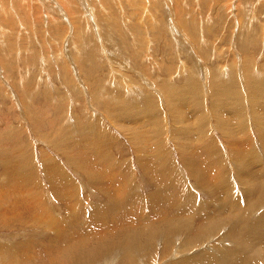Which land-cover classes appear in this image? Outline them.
I'll list each match as a JSON object with an SVG mask.
<instances>
[{"label": "rangeland", "instance_id": "obj_1", "mask_svg": "<svg viewBox=\"0 0 264 264\" xmlns=\"http://www.w3.org/2000/svg\"><path fill=\"white\" fill-rule=\"evenodd\" d=\"M263 142L264 0H0V264H264Z\"/></svg>", "mask_w": 264, "mask_h": 264}, {"label": "bare ground", "instance_id": "obj_2", "mask_svg": "<svg viewBox=\"0 0 264 264\" xmlns=\"http://www.w3.org/2000/svg\"><path fill=\"white\" fill-rule=\"evenodd\" d=\"M249 74V73H248ZM215 76V75H214ZM214 76H212L213 78H214ZM216 77V76H215ZM220 77H222V76H220ZM220 77H216L217 78V80L219 81L220 80V82H222L223 80H221V79H219ZM224 78H225V76H223ZM230 77V76H229ZM190 78V77H189ZM231 79V78H230ZM189 80V79H188ZM211 80H212V82L215 80V78L214 79H212L211 78ZM216 80V83L218 82ZM210 81V80H209ZM212 82H211V84H210V86H211V89H212V93L214 94V95H217V90H221V88L220 89H218V85L215 83V81H214V85L212 84ZM220 82H218V83H220ZM253 82V81H252ZM193 83V82H192ZM191 83V84H192ZM223 83V82H222ZM225 83V82H224ZM226 84V83H225ZM257 84V83H256ZM193 85V84H192ZM222 85H224V84H222ZM222 85H221V87H222ZM250 85V84H249ZM207 86V85H206ZM254 86V85H253ZM250 87H251V89H252V85H250ZM232 89V88H231ZM248 89H249V87H248ZM142 90V89H141ZM248 91V90H247ZM249 91H250V89H249ZM168 93V92H167ZM223 94V93H222ZM227 94V93H226ZM138 95V94H137ZM134 96V95H133ZM211 96H213L212 94H211ZM218 96V95H217ZM236 96V94L234 95V99H236L237 100V98L235 97ZM250 96V95H249ZM216 97V96H215ZM238 97V96H237ZM213 98V97H212ZM211 98V99H212ZM224 98V97H223ZM260 98V97H259ZM221 99V98H220ZM226 99V98H225ZM229 99H231V98H229ZM240 99V98H239ZM256 99H258V98H256ZM228 100V99H227ZM143 101V100H142ZM141 101V102H142ZM146 101V100H145ZM218 101V100H217ZM223 101V100H222ZM147 102V101H146ZM235 108L236 109H240L239 111H240V113L242 114V110H241V106H240V103H237L236 101H235ZM248 103H249V101H248ZM136 104V103H135ZM138 104V103H137ZM145 104V103H144ZM215 104V103H214ZM227 104L229 105V102H227ZM142 105V104H141ZM216 105V104H215ZM140 106V105H139ZM217 106V105H216ZM227 106V105H226ZM243 106V105H242ZM228 107V106H227ZM150 108V107H149ZM215 108V110H216V107H214ZM254 108V107H253ZM220 110V109H219ZM225 110V109H224ZM232 111V110H231ZM195 112V111H194ZM198 112V111H197ZM221 112V111H220ZM225 112H227V111H225ZM238 112V111H237ZM252 112V111H251ZM256 112V111H255ZM132 113V112H131ZM137 113V112H136ZM201 113H203V111L201 112ZM222 113V112H221ZM231 113L232 112H227L226 113V115H227V118L228 119H232V121H233V123L236 121V119L234 118L235 116L234 115H231ZM233 114V113H232ZM244 114V113H243ZM137 115V114H136ZM199 115H200V112H199ZM206 115V114H205ZM222 115L223 116H225V118H226V115L224 114V113H222ZM177 116V115H176ZM136 117V116H135ZM202 117H203V114H202ZM201 116L198 118V120L200 119V118H202ZM221 117V116H220ZM238 117V116H237ZM236 117V118H237ZM239 117H241V116H239ZM247 117V116H246ZM256 117H257V115H256ZM204 118V117H203ZM242 118H243V115H242ZM255 118V117H254ZM239 119V118H238ZM252 118H250V124L252 125V120H251ZM255 119H257V118H255ZM216 123L218 124L219 123V121L220 120H218V118H216ZM245 120V119H244ZM241 121H242V119L239 121L240 123H241ZM222 122H223V120H222ZM225 122V121H224ZM237 125V124H236ZM215 127V126H214ZM236 127H238V126H236ZM86 130V129H85ZM181 130H183V129H181ZM180 132H178V134H179ZM208 133H209V131H208ZM258 133H260V132H258ZM200 134H201V132H200ZM207 134V133H206ZM222 134H224V133H222ZM226 134V133H225ZM210 135V134H209ZM262 135V134H261ZM223 136H225V135H223ZM232 136V135H231ZM259 136H260V134H259ZM213 137V136H212ZM262 137V136H261ZM260 137V138H261ZM196 138L199 140L200 139V135L198 134V136H196ZM226 138V137H225ZM260 138H258V139H260ZM203 139V138H202ZM207 139V138H206ZM187 140V139H186ZM211 140V139H210ZM206 141V140H205ZM205 141H203V142H201V144H200V146H201V148L207 153V154H212L213 152H214V148H213V146H207L206 145V143H208V142H205ZM230 142V141H229ZM242 142V141H241ZM225 143V142H224ZM233 143V142H232ZM264 143V142H263ZM179 144V143H178ZM253 145V144H252ZM264 147V146H263ZM200 148V149H201ZM216 149V148H215ZM212 150H213V152H212ZM254 150V149H253ZM264 150V149H263ZM262 150V151H263ZM230 152V151H229ZM249 150H246V151H243V157H242V160L243 161H246L247 162V159L248 158H251V157H253L254 158V161H258L257 159H256V155L254 156H251V153L249 154ZM234 153V152H233ZM231 154V153H230ZM235 154V153H234ZM262 154H263V158H261V159H263V162L261 163V167L260 168H256V169H253L252 171L249 169V168H247L244 164H242V167H240L239 165V167H235V168H233L234 170H235V174L241 179V180H246L247 181V178H248V175H247V178L246 177H243L242 175H243V173H245V171H247V172H250L249 174H250V177H251V180H252V176L254 175V177L255 176H257V177H260V176H258L257 175V173H258V171H262V164L264 163V152H262ZM238 155V154H237ZM236 155V156H237ZM239 156H240V154H239ZM257 156H258V154H257ZM223 157V156H222ZM219 159V158H218ZM235 159V161H234V164H238V159L237 158H234ZM220 160V159H219ZM240 160V159H239ZM261 161V160H260ZM221 162V161H220ZM156 163V162H155ZM233 163V161H231V164ZM249 164L251 165L252 164V162H249ZM173 166V165H172ZM122 167V166H121ZM169 168H170V166H169ZM171 169V168H170ZM157 170V169H156ZM49 174V173H48ZM54 174V173H53ZM164 176V175H163ZM263 176H264V174H263ZM159 179V178H158ZM200 179V178H199ZM249 179V178H248ZM256 180H257V178H256ZM258 180H260V179H258ZM244 183V182H243ZM263 183H264V179L262 178L261 179V181L258 183V182H256L255 184L256 185H259L260 187H262V185H263ZM253 182L251 181V183H250V185H248V186H246V187H244L243 189H244V191L245 192H242V193H244L243 195L245 196V195H247V199H248V201H249V197H250V188H251V190H252V187H253ZM257 187V186H256ZM263 188V187H262ZM209 191V190H208ZM233 193V192H232ZM233 195V194H232ZM215 196H216V194H215ZM242 199L244 200V198L242 197ZM259 199H264V197H261V196H259L258 195V197H256V199H255V201L256 200H259ZM238 200V202L239 203H241V199L240 198H238L237 199ZM209 201V200H208ZM261 201V200H260ZM201 202H203V201H201ZM221 201H220V199H219V197H215V203L216 204H214L213 202H211L212 204H214V206H217V207H219V209H222L221 208V203H220ZM237 202V203H238ZM257 202V201H256ZM260 203V202H259ZM201 211V210H200ZM234 212V211H233ZM236 212H237V210H236ZM235 212V213H236ZM229 213V212H228ZM231 214V213H230ZM228 217V216H227ZM261 217H263L262 216V214H261ZM218 218V217H217ZM220 218V217H219ZM227 219V221H230V220H232V217L231 218H226ZM236 219H240L239 218V215H237L236 216ZM243 219V218H242ZM198 220V219H197ZM233 221V220H232ZM244 221V220H243ZM257 225V224H256ZM240 226V225H239ZM241 226H242V224H241ZM258 226V225H257ZM243 227V226H242ZM250 228V227H249ZM239 229V228H238ZM255 229V228H254ZM241 230V229H240ZM245 231V230H244ZM245 233V232H244ZM240 234V233H239ZM180 243V242H179ZM221 246H222V244H221ZM5 247V246H4ZM181 247V246H180ZM229 252H231L232 253V251H229ZM205 254V253H204ZM208 254V253H207ZM214 254V253H213ZM210 256V255H209ZM217 256H219V255H217ZM216 257V256H215ZM232 257V256H231ZM210 258V257H209ZM170 259V258H169ZM217 259V258H216ZM225 260V259H224ZM197 261V260H196ZM230 261V260H229ZM192 262V261H191ZM244 262V261H243ZM238 263V262H237Z\"/></svg>", "mask_w": 264, "mask_h": 264}]
</instances>
